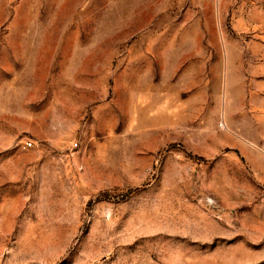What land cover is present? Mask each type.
Instances as JSON below:
<instances>
[{"label":"rangeland","instance_id":"1","mask_svg":"<svg viewBox=\"0 0 264 264\" xmlns=\"http://www.w3.org/2000/svg\"><path fill=\"white\" fill-rule=\"evenodd\" d=\"M0 264H264V0H0Z\"/></svg>","mask_w":264,"mask_h":264},{"label":"built area","instance_id":"2","mask_svg":"<svg viewBox=\"0 0 264 264\" xmlns=\"http://www.w3.org/2000/svg\"><path fill=\"white\" fill-rule=\"evenodd\" d=\"M29 146H31L32 145V143L31 142H29V144H28Z\"/></svg>","mask_w":264,"mask_h":264}]
</instances>
